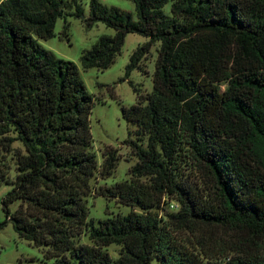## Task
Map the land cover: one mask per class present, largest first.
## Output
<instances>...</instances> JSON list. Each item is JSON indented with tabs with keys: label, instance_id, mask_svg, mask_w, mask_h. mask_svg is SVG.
<instances>
[{
	"label": "trees",
	"instance_id": "obj_1",
	"mask_svg": "<svg viewBox=\"0 0 264 264\" xmlns=\"http://www.w3.org/2000/svg\"><path fill=\"white\" fill-rule=\"evenodd\" d=\"M132 1L136 17L99 0H90L88 17L80 0L0 2V137L24 147L1 198L2 224L50 264H264V0ZM70 8L89 26L115 29L82 52L85 69L109 68L136 32L148 40L130 55L127 76L160 42L152 90L121 106L135 125L125 142L137 161L129 178L98 191L139 210L96 222L85 201L91 179L110 176L120 155L107 146L98 164L93 95L76 63L38 41L55 35L58 18L66 29ZM186 167L199 178L207 172L210 183L196 184ZM169 200L180 204L169 219L224 227L228 239L213 254L194 253L160 214ZM81 232L92 244L76 242ZM114 242L116 259L105 249Z\"/></svg>",
	"mask_w": 264,
	"mask_h": 264
},
{
	"label": "rangeland",
	"instance_id": "obj_2",
	"mask_svg": "<svg viewBox=\"0 0 264 264\" xmlns=\"http://www.w3.org/2000/svg\"><path fill=\"white\" fill-rule=\"evenodd\" d=\"M2 0H0L1 2ZM106 6H115L123 11H128L136 17L135 3L132 0H99ZM83 10L82 15H90V0H80ZM170 2L163 8L169 13ZM67 27L64 30V19L58 18L55 21V35L48 39H40V44L54 52L56 57L72 60L79 67V72L86 83L87 90L93 95L94 102L90 115L91 135L93 139L92 150L95 152L98 164L102 162V151L107 146L117 148L120 155L117 166L113 173L105 179L100 178L99 174L91 179V193L85 198L89 209L88 219L97 221L106 217L127 214L131 209L138 211L137 207L124 204L116 198L101 196L99 187L110 186L113 183L129 178L128 168L134 165L137 158L131 154L130 146L125 142L127 138L134 137L135 125L122 117L121 106H129L137 103L138 94H145L152 90V74L155 71L156 58L160 42L151 44L149 51L141 57L139 67L133 68L125 76L126 65L129 57L138 46L148 40V37L129 32L126 34L120 52L115 56L114 62L106 70L96 67L83 68L80 55L85 49H89L102 34L114 35L115 29L98 21L91 26L87 25L81 17L73 15V8L64 9ZM64 30V32H63ZM12 135V134H11ZM23 145L19 140H9L0 137V264H50V259L43 256L40 248L25 239L19 238L13 229L11 222L3 225L6 217L1 204L2 196L11 189V184L7 183L14 179L16 174L17 152L24 153ZM187 168V167H186ZM190 180L196 181L201 185L204 182L210 183L207 172L202 171V180L196 172H191ZM20 201L16 200L9 205L11 211L15 210ZM165 209L160 211L165 221L171 228L174 237L187 244L192 250L201 254V250L213 254L212 248L218 247L227 238L229 232L221 226H211V224H199L188 227L185 224L166 217L165 212H177L180 204L177 200H169ZM76 242L92 244V240L86 232H81L75 237ZM121 245L111 243L105 249L114 258L119 257ZM210 248V249H208ZM215 251V250H214Z\"/></svg>",
	"mask_w": 264,
	"mask_h": 264
}]
</instances>
